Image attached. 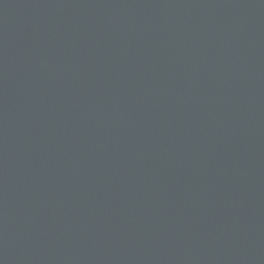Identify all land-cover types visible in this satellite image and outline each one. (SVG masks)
<instances>
[{
	"label": "water",
	"instance_id": "1",
	"mask_svg": "<svg viewBox=\"0 0 264 264\" xmlns=\"http://www.w3.org/2000/svg\"><path fill=\"white\" fill-rule=\"evenodd\" d=\"M0 264H264V0H0Z\"/></svg>",
	"mask_w": 264,
	"mask_h": 264
}]
</instances>
